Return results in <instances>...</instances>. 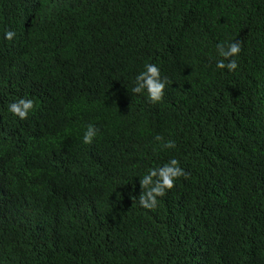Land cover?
<instances>
[{
	"label": "trees",
	"instance_id": "16d2710c",
	"mask_svg": "<svg viewBox=\"0 0 264 264\" xmlns=\"http://www.w3.org/2000/svg\"><path fill=\"white\" fill-rule=\"evenodd\" d=\"M145 63L155 104L131 92ZM170 158L186 176L141 208ZM0 264H264V0H0Z\"/></svg>",
	"mask_w": 264,
	"mask_h": 264
},
{
	"label": "clouds",
	"instance_id": "9594fccd",
	"mask_svg": "<svg viewBox=\"0 0 264 264\" xmlns=\"http://www.w3.org/2000/svg\"><path fill=\"white\" fill-rule=\"evenodd\" d=\"M71 30V49H79L88 42L85 36L87 30H81L79 27L69 28ZM16 33L11 29H5L3 39L12 41ZM218 56L216 61L218 69H226L228 72H234L238 69L237 57L242 51L241 40H232L225 44L217 45ZM50 89L46 93L49 95L55 90L51 80L47 78ZM167 78L162 76L160 68L153 63H145L143 69L135 77L131 92L133 94H146V99L150 103H158L163 100ZM56 91V90H55ZM57 92V91H56ZM60 92H57L59 94ZM34 102L32 99L21 97L13 100L7 105V112L14 118L27 121L33 119ZM97 135V129L94 125L88 124L83 132L82 142L91 144ZM161 136L157 135L155 140L160 141ZM165 148H174L173 141H167L163 144ZM186 176L185 170L180 166V161L176 158H170L161 165L148 168L143 176L139 178L141 192L139 194V206L143 209H155L158 204V198L164 197L168 190L174 187L175 181Z\"/></svg>",
	"mask_w": 264,
	"mask_h": 264
}]
</instances>
